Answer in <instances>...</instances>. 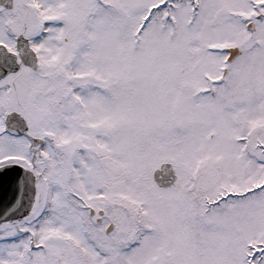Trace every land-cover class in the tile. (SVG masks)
Returning a JSON list of instances; mask_svg holds the SVG:
<instances>
[{
    "label": "snow or ice",
    "instance_id": "1",
    "mask_svg": "<svg viewBox=\"0 0 264 264\" xmlns=\"http://www.w3.org/2000/svg\"><path fill=\"white\" fill-rule=\"evenodd\" d=\"M0 264H264V0H0Z\"/></svg>",
    "mask_w": 264,
    "mask_h": 264
}]
</instances>
